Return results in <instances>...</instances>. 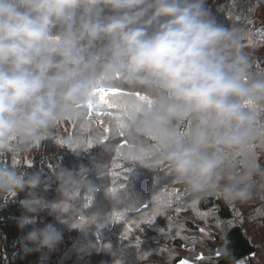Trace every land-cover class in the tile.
Instances as JSON below:
<instances>
[{"label":"clouds","instance_id":"clouds-1","mask_svg":"<svg viewBox=\"0 0 264 264\" xmlns=\"http://www.w3.org/2000/svg\"><path fill=\"white\" fill-rule=\"evenodd\" d=\"M243 39L241 29L217 20L207 0H0V157L48 138L95 99L97 88H139L152 102L129 117L120 156L151 171L165 166L196 198L247 202L257 177L264 187L256 151L264 150V127L257 124L264 68L253 66ZM142 137L152 140L151 162L133 158ZM65 143L71 149L73 141ZM90 171L58 162L52 175L59 199L49 201L35 191L50 187L43 168L0 162V199L26 193L20 204L31 215L17 219L22 230L44 211L74 228L81 194L95 197L102 189L110 197ZM90 225L76 229L88 232ZM62 241V230L47 223L27 231L21 245L26 254L52 252ZM98 248L88 241L77 251Z\"/></svg>","mask_w":264,"mask_h":264},{"label":"rangeland","instance_id":"rangeland-1","mask_svg":"<svg viewBox=\"0 0 264 264\" xmlns=\"http://www.w3.org/2000/svg\"><path fill=\"white\" fill-rule=\"evenodd\" d=\"M260 9L263 16L264 3H262ZM246 15H238L226 26L241 29L243 41L249 42V48L259 47L258 52H254V49L248 51L254 58L259 53L264 56V43L255 44L259 35L256 33L247 35L248 30H253L251 28L252 24L260 27L264 23H258V21L254 23L250 14ZM259 65L255 63L253 66L260 68ZM115 87H119L125 92L139 91L144 94L143 90L139 88ZM127 98L128 96L119 99L128 100ZM86 112V108L80 109L73 118L57 125L48 138L30 146L26 151H35V155L41 154V157H35V161H33L38 169L41 167L42 156L49 158L58 156L55 161L59 163L71 159L72 161H68L65 165L66 168L71 170H77L83 164L91 169L89 179L100 183L102 188L108 192L112 188H116L117 192L114 195L110 194V197L106 196L102 189L96 193L95 197L81 194L79 197L80 208L77 210L79 214L76 215L75 222L72 225L74 228L60 224L47 211L38 214L35 225H28L23 230L17 226L16 230L20 232L21 239L33 226L43 227L47 223L55 224L63 232V241L55 251L49 252L45 249L27 254L24 252L25 264H117L118 261L121 262L123 250L130 242H142L143 239H146L145 242L149 244L152 242V244L145 249V255H137V253L132 255V264H180L183 260H187L189 264H194L200 259L217 257L221 252L217 253L216 250H220L223 241L217 243L213 250L206 241V239H213L212 235L210 237L186 226V221L193 220L198 227L204 229L207 233L211 232L213 234V230L219 232L216 229L218 218L212 213L214 210L209 212L212 214L210 216L208 212L200 213L197 205L191 203L193 200L186 203V198L192 194L187 192L185 187L175 180L165 166H158L151 171L140 164L139 161L134 162L126 160L120 155L118 156L116 149L124 139L128 140L127 136L120 137L116 134L114 122L112 132L107 133L105 130L109 127V118L100 117L95 111L89 118ZM101 120H103V123H100ZM105 135L109 136L106 142L103 141ZM69 139L73 141L71 153H67L70 146L65 143ZM61 141L64 142L61 143ZM151 146L152 140L150 137L140 138L141 149L151 152ZM84 147L87 149L84 150ZM105 147H108L109 151L105 152ZM260 160L259 157L257 160L258 165L264 169L260 165ZM143 161L151 162V155ZM72 164H75L74 169H72ZM95 165H101L98 173L99 179ZM114 172L116 175H113ZM49 183L50 187L46 191L38 188V190H35L36 194L49 201L59 199V193L56 190L58 182L55 178L52 179L51 176ZM261 184L262 181L257 177L253 198L244 203L235 202L237 212L248 214L246 225L250 227H247V234L258 247L257 253L239 260V262L244 261V264H264V205H260L262 199H264V187ZM177 189H181V191H178L179 197L173 195ZM23 193L24 195L16 197L25 199L26 193ZM156 197L161 198L160 211L152 216ZM4 199L9 200L2 202H9L11 196L6 195ZM145 205H148V207L145 208ZM63 209L65 212L72 213L73 205L64 203ZM137 209L139 210L137 211ZM92 211H99V217L103 216L105 219L109 216L105 223L102 222L100 228H93V225L82 220L83 214L89 216L88 214ZM116 213H124L123 218H116ZM24 214L31 215L22 208V215ZM86 225H90L91 231L84 232L76 229ZM109 231L111 234L116 231L117 237L111 239L109 235L106 236L105 240L104 236ZM219 234H222V232H219ZM176 237L182 240L180 249L173 246ZM88 241H96L100 248L108 251H99L100 248H98V251L91 249L79 253L77 249L88 243ZM177 258H180V261L177 262ZM239 262L234 264H239Z\"/></svg>","mask_w":264,"mask_h":264},{"label":"trees","instance_id":"trees-1","mask_svg":"<svg viewBox=\"0 0 264 264\" xmlns=\"http://www.w3.org/2000/svg\"><path fill=\"white\" fill-rule=\"evenodd\" d=\"M262 3H264V0H207V6L210 8L211 12L215 15L217 20L225 26L232 19L238 17V15L246 14H250L252 22L255 23L258 21V23H264V14L263 16L261 15L262 10L260 9ZM263 27L264 24L260 25V27H256V25L252 24L251 28L253 30H248L247 32V35L250 33H256L259 35L255 44H261V42L264 43ZM243 42L246 46V51L254 49V52H258V46L249 48V42ZM253 60L254 64H260L259 67L264 68V56L262 53L257 54L256 58L253 57ZM257 124L258 127H264V115L258 119ZM83 149L85 150L87 148L84 147ZM256 151L258 158H261L260 165L264 167V150L257 149ZM71 152L72 149H69L67 153ZM35 157H41V154L35 155V151L18 152L16 154L8 153L0 157V162L7 165H14L22 171H35L43 168L47 175L50 177L52 176V179L55 178L52 175V168L57 165L58 162H56L55 159H58V156L52 158L42 156L43 159L40 162L41 167L39 169L33 162L35 161ZM68 161L72 160L70 159ZM68 161L63 160L60 164L65 167ZM72 166V169H74L75 164H72ZM38 188L46 191L43 185ZM38 188L36 190H38ZM177 191H181V189H177ZM19 195H24V193L20 192L16 196ZM16 196L11 198L9 202H2L4 200L0 199V264H25L24 250L21 245L22 239L20 232L16 230L18 226L17 219L22 215L20 201L23 198H18ZM189 200L197 202L196 205L200 213H209L214 210L212 213L218 218V226H216V229L219 232H222V234H219V232L214 230L212 231L213 234H211V232L207 233L206 231L202 232V228L198 227L193 220L186 221V226L192 230L205 233L210 237L212 235L213 239H205L209 247L213 250L215 249L217 243H221L223 241L220 246V250H216L217 253L221 252L217 257H208L202 260L200 259L194 264H234L243 258L251 257L253 254L257 253V244L247 234V227H250L249 225H246V218L248 217V214L237 212L235 203H226L223 199L212 195L203 198H196L193 195H190L186 198V203H188ZM260 205H264V199H262ZM209 215L212 216L211 213H209ZM108 218L109 216L106 219L101 216L97 219L96 217H90L84 214L82 215V220L88 224H92L94 226L93 228H100L102 226V222L105 223ZM109 235L111 239H114V237H117L118 234L116 231H114L113 234L109 231L104 236V239L106 240V236ZM145 240L146 239H143L142 242H130L123 250L121 262L118 261L117 264H132V255H135L136 253L137 255H145V249L152 244V242L149 244L145 242ZM173 246L180 249L182 246L181 238H174ZM176 261H180V258H177Z\"/></svg>","mask_w":264,"mask_h":264},{"label":"snow or ice","instance_id":"snow-or-ice-1","mask_svg":"<svg viewBox=\"0 0 264 264\" xmlns=\"http://www.w3.org/2000/svg\"><path fill=\"white\" fill-rule=\"evenodd\" d=\"M119 76L117 75V77ZM94 100H90L88 104L85 106L87 109L86 115L91 118L93 111L96 112V114L100 117H107L109 118V127L105 130L107 133H111L113 130V122L115 124V131L116 134L120 137H125L126 132L125 130L128 128L129 125V117L139 113L142 110L144 103H151V98L147 96L146 94H142L141 92H125L123 89L119 87H100L94 90ZM125 96H134L136 97L137 103H131L128 100H121L119 98L125 97ZM116 110V111H113ZM100 123H103V120L100 121ZM109 136L105 135L103 137V141H108ZM153 139H155L153 137ZM64 141H61L63 143ZM91 143V141H89ZM128 146V140L124 139L122 144L118 146L117 149H121ZM117 155L119 156L120 153L117 150ZM151 155V152L140 149V155L134 156V159H140L144 160L147 156ZM15 162V161H14ZM113 175H116L114 172ZM110 194L114 195L117 192L116 188H112L109 190ZM173 195L179 197V192L174 191ZM91 199V198H89ZM193 205H195L197 202L193 201ZM160 204H161V198L156 197V204L154 207V211L151 214L154 216L156 213L160 211ZM145 208L148 207V205L144 206ZM139 209H137L138 211ZM199 214V213H198ZM124 216V213H116V218L122 219ZM203 232L204 229H201ZM180 264H189L187 260H183L180 262ZM239 264H244V261H240Z\"/></svg>","mask_w":264,"mask_h":264}]
</instances>
